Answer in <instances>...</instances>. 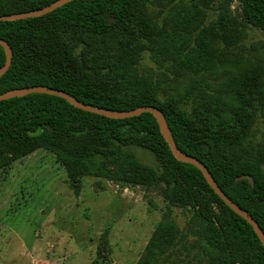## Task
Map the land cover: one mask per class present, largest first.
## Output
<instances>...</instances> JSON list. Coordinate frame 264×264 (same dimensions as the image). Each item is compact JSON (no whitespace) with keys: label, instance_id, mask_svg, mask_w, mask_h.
<instances>
[{"label":"trees","instance_id":"obj_1","mask_svg":"<svg viewBox=\"0 0 264 264\" xmlns=\"http://www.w3.org/2000/svg\"><path fill=\"white\" fill-rule=\"evenodd\" d=\"M56 1L0 0V16ZM235 1L75 0L41 17L0 21V39L13 52L0 94L46 86L109 110L159 108L177 147L204 163L264 231V142L255 130L264 112V59L228 55L248 28L264 34V0H237L236 12ZM152 7L162 20L154 19ZM147 58L192 75L186 90L172 95L166 73L141 71ZM5 63L0 46V68ZM38 150L57 157L76 194L85 177L159 189L166 209L137 264H158L177 243L173 208L193 214L188 230L201 239L200 261L264 264L253 227L197 167L174 157L152 114L113 119L49 94L0 101V171ZM243 175L255 185L235 181Z\"/></svg>","mask_w":264,"mask_h":264},{"label":"rangeland","instance_id":"obj_2","mask_svg":"<svg viewBox=\"0 0 264 264\" xmlns=\"http://www.w3.org/2000/svg\"><path fill=\"white\" fill-rule=\"evenodd\" d=\"M239 5L236 0L232 9L236 12ZM151 12L162 20L157 8ZM216 13L210 11L211 20ZM246 32L228 55L264 59L263 32ZM171 67L166 71L149 58L139 66L144 72L166 73L167 90L178 96L192 75ZM255 130L257 140L264 142V112ZM165 209L157 188L122 187L104 179L83 178L76 194L57 157L38 150L0 171V264H137ZM192 215L173 208L181 235L158 264H206L200 261V237L188 230Z\"/></svg>","mask_w":264,"mask_h":264},{"label":"water","instance_id":"obj_3","mask_svg":"<svg viewBox=\"0 0 264 264\" xmlns=\"http://www.w3.org/2000/svg\"><path fill=\"white\" fill-rule=\"evenodd\" d=\"M72 1H75V0H58L54 2L53 4L47 7L41 8V9L0 16V21H17V20H23V19H28V18L41 17L43 15L53 12L54 10ZM0 46L4 48V51L6 53V63L4 64L3 67L0 68V77H2L11 67L13 52L9 44L3 39H0ZM30 94H49V95L57 96V97L67 100L71 105L79 109H82L90 113L98 114L101 116H105L108 118H113V119H125V118L134 117V116H140L143 113L152 114L156 118L159 124L160 130H161V133L164 139L166 140V142L168 143L174 157L178 161L189 163L197 167L202 172L203 176L205 177V179L207 180L211 188H213L214 191L218 194V196L235 213H237L239 216L244 218L253 227L255 233L259 237L264 247V231L260 227L258 222L254 219V217L251 214H249L247 210L240 207L230 197H228V195L218 185V183L212 176L211 172L209 171L208 167L204 163H202L196 157L182 152L177 147L174 141L172 132L166 121L165 115L159 108L154 107V106H143V107L136 108L134 110H123V111L109 110V109L100 108V107H97L91 104H85L77 100L76 98H74L73 96H71L69 93L65 91L49 88L46 86H33V87H28V88L13 89V90L0 94V101L12 99V98H21V97H24ZM241 180H248L251 186L255 185L254 179L250 175L240 176L235 181L238 182Z\"/></svg>","mask_w":264,"mask_h":264},{"label":"built area","instance_id":"obj_4","mask_svg":"<svg viewBox=\"0 0 264 264\" xmlns=\"http://www.w3.org/2000/svg\"><path fill=\"white\" fill-rule=\"evenodd\" d=\"M56 264H59V262H56Z\"/></svg>","mask_w":264,"mask_h":264}]
</instances>
